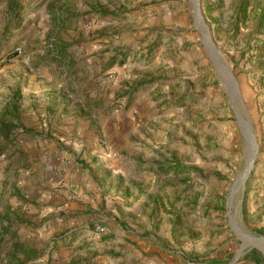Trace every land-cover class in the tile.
Masks as SVG:
<instances>
[{"label":"rangeland","instance_id":"rangeland-1","mask_svg":"<svg viewBox=\"0 0 264 264\" xmlns=\"http://www.w3.org/2000/svg\"><path fill=\"white\" fill-rule=\"evenodd\" d=\"M61 49L65 65L51 61ZM0 58V122L11 112L33 132L0 138V264L11 238L44 251L59 237L34 184L44 144L66 158L81 128L96 129L110 153L102 133L137 93L155 103L152 172L169 188L174 244L193 264H264V0H0ZM237 115L256 147L243 180L251 139Z\"/></svg>","mask_w":264,"mask_h":264},{"label":"crops","instance_id":"crops-1","mask_svg":"<svg viewBox=\"0 0 264 264\" xmlns=\"http://www.w3.org/2000/svg\"><path fill=\"white\" fill-rule=\"evenodd\" d=\"M149 97L127 94L128 107L119 116L116 112L104 129L103 141L114 156L104 151L96 129L81 128L73 154L66 158L44 144V176L34 177V184L47 190L40 215L44 227L56 224L59 237L51 239L48 249L44 243V251L28 246L32 240L26 236L11 238L8 254L19 264H193L187 245L176 246L171 236L169 188L159 185L164 176L152 172L156 141L147 109L155 103L150 98L147 107ZM16 197L8 204L11 212L22 204ZM30 222L36 225L32 220L17 223L27 227ZM97 226L105 232L97 233ZM14 231L19 235L23 228ZM251 256L243 254L229 264H257Z\"/></svg>","mask_w":264,"mask_h":264},{"label":"trees","instance_id":"trees-1","mask_svg":"<svg viewBox=\"0 0 264 264\" xmlns=\"http://www.w3.org/2000/svg\"><path fill=\"white\" fill-rule=\"evenodd\" d=\"M8 5L9 6H8L7 10L10 13H12L13 8L15 6L14 2L8 1ZM12 25H14V24H12ZM14 27H17V26H14ZM66 57H67V54L65 53L64 49H61V50L57 51V53L51 59V61L55 64H58V65H65ZM72 72H73L72 67L70 65H66L65 74L72 75ZM6 115H8L7 117L9 119V121L3 120L2 122H0V138H2L5 141H8L9 140V137H8L9 134L13 133L18 128H20L22 130V132L25 134H33V132L31 130L23 128L21 126V124H19V122L13 124L14 121L17 122V118H16V115L14 113L8 112V114L6 113ZM3 221H4L3 218H0V224ZM24 225H29V224H24ZM20 252H22V250H20ZM8 257H9V264H19L14 256L9 255Z\"/></svg>","mask_w":264,"mask_h":264},{"label":"water","instance_id":"water-1","mask_svg":"<svg viewBox=\"0 0 264 264\" xmlns=\"http://www.w3.org/2000/svg\"><path fill=\"white\" fill-rule=\"evenodd\" d=\"M212 57L214 58V60L217 63H220L221 64L220 60L216 57L214 51H212ZM225 70H226V68H225ZM226 72L232 78L231 74L227 70H226ZM234 88H235V92L237 93V88H236V84L235 83H234ZM237 118H238L239 122L242 124V126L248 131V135L250 136V139H251V146H249V152H248V161H249L250 165L247 167L246 171L244 172L243 176L241 177V179L243 180L245 178V176H246V173L249 172V170H250V168L252 166L254 157L256 155V147H255V144H254L253 136L250 133V128H249L248 124L239 115H237ZM260 240H263L264 241V238H262Z\"/></svg>","mask_w":264,"mask_h":264},{"label":"built area","instance_id":"built-area-1","mask_svg":"<svg viewBox=\"0 0 264 264\" xmlns=\"http://www.w3.org/2000/svg\"><path fill=\"white\" fill-rule=\"evenodd\" d=\"M2 62H3V60H2V58H0V69H1V66H2ZM96 231L98 233H104L105 232V230L102 227H97Z\"/></svg>","mask_w":264,"mask_h":264}]
</instances>
